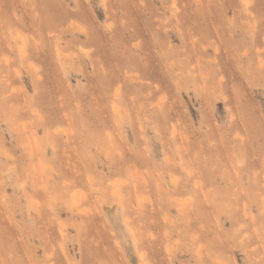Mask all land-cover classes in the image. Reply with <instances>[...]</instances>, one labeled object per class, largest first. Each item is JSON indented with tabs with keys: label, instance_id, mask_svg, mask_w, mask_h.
I'll list each match as a JSON object with an SVG mask.
<instances>
[{
	"label": "rangeland",
	"instance_id": "1",
	"mask_svg": "<svg viewBox=\"0 0 264 264\" xmlns=\"http://www.w3.org/2000/svg\"><path fill=\"white\" fill-rule=\"evenodd\" d=\"M173 2L0 0V264H264V0Z\"/></svg>",
	"mask_w": 264,
	"mask_h": 264
},
{
	"label": "bare ground",
	"instance_id": "2",
	"mask_svg": "<svg viewBox=\"0 0 264 264\" xmlns=\"http://www.w3.org/2000/svg\"><path fill=\"white\" fill-rule=\"evenodd\" d=\"M174 0H172V2H173ZM243 2H244V0H242ZM174 3V2H173ZM203 47V46H202ZM20 51H22V50H20ZM174 126V125H173ZM172 128V127H171ZM174 128H175V126H174ZM179 148V147H178ZM180 151V150H179ZM166 155V154H165ZM180 159L179 160H181L182 161V158H183V154H181L180 156ZM165 158H167L166 156H165ZM180 162V161H179ZM185 166V165H184ZM184 166H182V167H184ZM172 182H174V179L172 178ZM194 184H195V182H194ZM115 186V185H114ZM118 186V185H117ZM116 187V186H115ZM111 190V189H110ZM116 191V190H115ZM114 191V193H116V194H118L117 192H115ZM72 198H74V197H72ZM168 251V250H167Z\"/></svg>",
	"mask_w": 264,
	"mask_h": 264
}]
</instances>
